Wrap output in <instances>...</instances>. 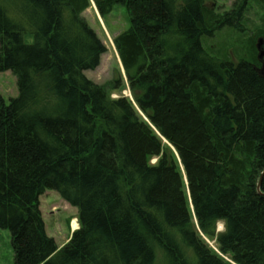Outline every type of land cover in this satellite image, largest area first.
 Masks as SVG:
<instances>
[{"label":"trees","instance_id":"obj_1","mask_svg":"<svg viewBox=\"0 0 264 264\" xmlns=\"http://www.w3.org/2000/svg\"><path fill=\"white\" fill-rule=\"evenodd\" d=\"M91 2L101 17L116 4L128 16L113 39L120 68L103 83L84 74L106 51L82 15ZM256 7L264 0L222 11L205 0H0V72L18 89L0 95V227L13 264H264V17L236 61L204 45L224 27L245 34ZM125 83L130 97L113 98ZM46 189L77 209L61 247L39 208Z\"/></svg>","mask_w":264,"mask_h":264},{"label":"rangeland","instance_id":"obj_2","mask_svg":"<svg viewBox=\"0 0 264 264\" xmlns=\"http://www.w3.org/2000/svg\"><path fill=\"white\" fill-rule=\"evenodd\" d=\"M232 2L233 0H205V4L216 11L228 10ZM82 15L106 47V51L101 55L99 65L93 70L84 71V74L96 83H103L112 78L114 68H120L113 39L117 34L127 29L128 16L125 8L120 4H116L109 14L101 17L93 2H91L90 6ZM263 17L264 11L258 9V7L254 10H247L242 24V28L246 32L245 34L243 31L237 33L231 28L224 27L217 32L215 31L216 33L214 32L215 34L213 36L207 37L204 45L206 48L210 46L213 50L212 54L219 57L228 55L229 58L236 61L242 52L239 46H243V41L246 40L249 33H255L257 27L263 23ZM259 38L263 39L264 45V38L258 36L257 39ZM17 94L16 77L9 70L1 71L0 95L4 101L7 103L10 98L16 97ZM119 95L130 97L127 85L121 91L112 93L113 98ZM154 161L155 159L153 158L151 162ZM39 208L42 213L46 233L50 237H53L57 246L61 247L67 242L72 231L79 227L77 209L52 189H46L39 196ZM74 221L76 222L75 227H73ZM222 228L223 225L219 222L217 230H222ZM205 241L210 247L217 250L214 241L207 238ZM225 258L227 259V257ZM0 264H13L10 231L2 227H0Z\"/></svg>","mask_w":264,"mask_h":264},{"label":"water","instance_id":"obj_3","mask_svg":"<svg viewBox=\"0 0 264 264\" xmlns=\"http://www.w3.org/2000/svg\"><path fill=\"white\" fill-rule=\"evenodd\" d=\"M256 47H257V52H258L257 57L259 60L262 61V66L259 68V71L262 73L264 71V62L262 60L264 57V45H263V39L262 38L257 39ZM263 174H264V172L262 173V175ZM261 181H262V177L260 178L258 185H257L258 191H259V186L261 184Z\"/></svg>","mask_w":264,"mask_h":264},{"label":"bare ground","instance_id":"obj_4","mask_svg":"<svg viewBox=\"0 0 264 264\" xmlns=\"http://www.w3.org/2000/svg\"><path fill=\"white\" fill-rule=\"evenodd\" d=\"M75 222V221H74ZM76 226V222L75 223H73V227H75Z\"/></svg>","mask_w":264,"mask_h":264}]
</instances>
